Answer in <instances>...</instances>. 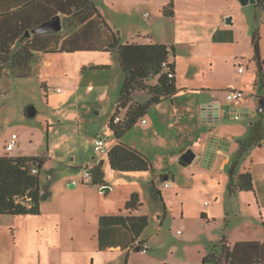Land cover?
<instances>
[{"label": "rangeland", "instance_id": "rangeland-1", "mask_svg": "<svg viewBox=\"0 0 264 264\" xmlns=\"http://www.w3.org/2000/svg\"><path fill=\"white\" fill-rule=\"evenodd\" d=\"M92 1L108 26L127 37L146 27L149 19L145 20L144 14L153 13L151 4L159 0ZM208 6L221 19L229 13L226 21L234 18L238 21L245 15L253 25V32L260 30L264 44L262 7L243 6L239 0H213ZM192 14L198 21L203 20L198 9ZM65 29L63 26L64 36L68 34ZM94 54L99 55L36 53L29 78H18L12 72L0 78V156L9 153L7 146L12 135L18 134L15 149L9 155L44 158L42 185H49L51 192L38 216L3 215L2 260L17 258L18 264L199 261L201 254L207 252V240L219 241L225 230L232 238L264 239V198L262 205L253 193L231 195L228 170L223 174L217 168L209 171L195 163L192 168L196 175L192 179L187 174L189 168L177 162L176 157L189 144V131L183 129L182 120L177 121L175 129L169 103L153 107L145 115L144 119L153 126L137 124L122 138L123 143L149 157L155 177L123 174L106 167L104 180L109 190L105 191L103 186L93 185L92 179L85 178V169L93 173L95 160L100 157L96 141L102 139L111 146L115 140L109 122L124 86L118 57ZM108 58L113 67L95 68L98 61L106 64ZM251 70L254 72L253 66ZM215 79L220 81L221 77ZM156 83L148 81L149 85ZM134 97L141 102L148 99L144 92H137ZM251 98L256 103L249 110L254 120L247 123H254V131H263L264 114L258 112L261 100ZM30 109H35L36 115L30 116ZM248 124L243 140L250 136ZM261 143L264 144V138ZM258 148L250 158L264 160V151ZM244 166L242 162L238 171ZM162 175L163 178L170 175V180L165 182ZM154 180L163 191V202L155 200L148 191ZM135 190L143 203L142 214L150 221L140 238L146 243L145 249L99 251L100 218L118 214ZM205 208L211 210L209 221L202 217Z\"/></svg>", "mask_w": 264, "mask_h": 264}, {"label": "trees", "instance_id": "trees-1", "mask_svg": "<svg viewBox=\"0 0 264 264\" xmlns=\"http://www.w3.org/2000/svg\"><path fill=\"white\" fill-rule=\"evenodd\" d=\"M264 9V0H258ZM7 2V3H5ZM0 11V78L5 73H17L18 78H29L32 61L36 53L73 54L77 52H117L120 67L124 73V86L114 115L109 122L117 144L111 147L107 157L113 171L120 173H153V164L141 152L122 142L126 132L136 126L140 119L156 105L172 99L179 90L176 86V64L170 61L171 49L160 43H120L119 36L108 26L92 0H8ZM9 6V7H7ZM15 9V10H13ZM165 17L175 15L174 0L164 8ZM63 15V30L59 33L26 34L52 19ZM261 34L256 29L252 36L254 62L257 66L259 86L264 87V59L261 51ZM172 75V76H171ZM149 80L156 84L149 85ZM137 92H144L148 99L135 100ZM261 115L264 111L259 109ZM123 119L115 123L117 117ZM252 138L240 140L239 151L229 168L231 182L229 193L253 192L255 188L250 170L237 173L241 161L252 146ZM44 158L20 156L9 153L0 156V214L13 216H38L42 203L51 197L49 185H42L41 172ZM34 168L39 169L34 174ZM49 173V180L52 179ZM238 175V176H237ZM101 166L96 165L92 173L93 185H107ZM151 196L163 202L162 190L153 182ZM139 193H133L125 210L133 213L142 209ZM147 215H104L100 218L98 249L106 252L120 248L145 249L140 241L149 226ZM251 246L259 243H237L233 248L223 239L220 245L211 247L202 264H264V244L258 257L250 260L255 253ZM255 250V249H254Z\"/></svg>", "mask_w": 264, "mask_h": 264}, {"label": "crops", "instance_id": "crops-1", "mask_svg": "<svg viewBox=\"0 0 264 264\" xmlns=\"http://www.w3.org/2000/svg\"><path fill=\"white\" fill-rule=\"evenodd\" d=\"M211 1L213 0H174L175 15L172 18H168L164 16L163 10L171 2V0H159L158 2H155V4H151L154 14L149 12L144 14V19H149L147 20L149 22H147V25L144 29H141L138 33L131 34L127 37H125V35L121 31L118 35L120 43L123 44H142L151 42L165 44L170 48H174V50L171 49L170 61L176 64V86L179 92L175 96H173L172 99L165 101L160 105L169 103V106L167 107H169L170 109L169 112L171 113L172 121H174V127L176 126L177 121L182 120L184 122L183 129L186 128L189 131V144H187L186 147L181 150V154L176 157L178 163L181 155L188 149H193L199 154V156H203L205 147L212 135L218 137L221 140H225L231 143L229 154L224 155L218 153L217 157L210 165V167H205L204 162L201 158H198L193 162V164L185 167L189 168V172H187V174H189L192 179H194L196 175V172L193 169L195 167H193L195 163H197L198 167H205L209 171L214 170L215 168H217L223 174L227 173V170L229 171V168L231 167L239 151L238 142L240 140H243L242 138L243 136H245L244 129L248 124L247 122L249 120H254L252 114H249V110L251 108H255L256 106L254 98L251 97L253 96L260 100L264 99V87L261 88L259 86L257 66L253 60V25L248 21L245 15H241L238 21H236L235 18L229 19L231 20V23L226 21L225 18L229 13L223 15L224 19L215 16L208 9V5L209 3H211ZM4 7L5 6L3 0H0L1 12ZM197 9L201 12L200 15L203 18L202 21H198L197 18H195L192 14V11ZM61 16L64 17L63 15ZM262 26V28L264 29V23L262 24ZM262 39L261 51L262 57L264 59V44L262 43ZM77 53L99 55L94 54L97 52ZM104 54L106 53H100V56H103ZM107 54H114L118 57V53L116 51ZM110 58H108L106 64H100V62L98 61V63L95 65V68L113 67L114 64H111L112 61L109 60ZM245 62L249 65H245ZM47 63L51 64L50 61H47ZM252 66L254 68V72H252L251 70ZM240 67L244 68V73H239L238 69ZM216 76L221 77V80L219 81L218 79H215ZM224 78H226V80ZM233 90L243 91V97L240 100L229 101L227 99L226 92ZM212 105H220L221 109L223 110H235L236 118L231 120L227 126L217 128L213 133H210V130L213 127L208 125L209 119H207V117L203 113V107L207 106V108H209ZM143 119L144 117L138 122V124L142 125V127L153 126H150V121H148L147 119H144L147 120V123L142 124ZM248 125L250 126L249 137L253 140L252 146L250 147L246 157L241 161V163H245L244 168L241 171H238L237 169V173L239 175L245 173L248 170L251 171L255 184L254 191L241 193H253L256 197L257 202L260 204L264 198V160L255 157L250 158V156H252V154L254 153L256 146H259V151H264V144L261 143L262 138H264V130L254 131V123L252 122ZM117 142L118 140L115 139L110 148L117 144ZM127 146H129V144ZM131 148L135 149L134 147ZM135 150L139 151L138 149ZM141 153L149 159V157L145 153ZM102 159H106L105 165L101 166L104 172L106 167H110L109 159L107 156L99 157L98 159H96L95 165H99V162ZM123 174H151L154 175V177L156 176V174L154 173V167L153 173ZM161 177L163 178V175ZM163 180L165 182H168L170 180V175H165ZM154 183L158 186L157 180H154ZM106 186H108V184L104 185L103 187ZM151 186L152 184L150 183L148 185V191H150ZM133 193L139 192H137L136 190L132 191L129 194L128 199L126 200V203L130 200ZM125 205L122 209H119L118 214L115 215H143L141 209L133 213L126 211ZM210 212L211 210L209 208L203 209V219L209 221ZM2 217L3 215L0 214V220ZM1 236L2 235L0 234V238ZM223 239L225 240V242H227L228 246L232 248L237 243H259L260 246H251V250L255 251V253L253 252L250 254V260H255L256 257H258L261 245L264 244L263 238H232L225 230L219 241H214L212 239L207 240V252L206 254H201L202 259L199 261L191 259L188 261L136 264H202L211 247L220 245ZM113 250L122 249L117 248L109 251ZM2 253L3 252L0 249V264H18L17 258H14V260L6 259V262H4V260H2Z\"/></svg>", "mask_w": 264, "mask_h": 264}, {"label": "water", "instance_id": "water-1", "mask_svg": "<svg viewBox=\"0 0 264 264\" xmlns=\"http://www.w3.org/2000/svg\"><path fill=\"white\" fill-rule=\"evenodd\" d=\"M240 3L243 6H247L249 4L258 5V0H239ZM229 23H231V20H228ZM63 30V21L62 16L57 15L54 16L49 21L45 22L41 26L34 29L32 32H28L26 35L29 37L31 33L33 34H47V33H59ZM118 35L120 32L117 33ZM260 110L264 111V99H261V106ZM203 113L209 119L208 125L212 126L213 128L210 130V133H213L214 130L220 127L227 126L229 122L233 119H235V110H223L221 109L220 105L217 106H210L207 108V106L203 107ZM30 116L36 115L35 109L29 110ZM231 143L221 140L218 137L212 135L211 138H209L208 144L205 147L203 156H199L197 152H195L193 149H188L185 153H183L180 157L179 164L183 167H187L198 158H201L204 162L205 167H210V165L213 163L215 158L217 157L218 153L221 154H229L230 152ZM106 163V159H102L99 162V166H104ZM109 190V188L104 187L103 191ZM137 251H141L140 248L137 249Z\"/></svg>", "mask_w": 264, "mask_h": 264}, {"label": "built area", "instance_id": "built-area-1", "mask_svg": "<svg viewBox=\"0 0 264 264\" xmlns=\"http://www.w3.org/2000/svg\"><path fill=\"white\" fill-rule=\"evenodd\" d=\"M238 70H239V73H244V68L243 67H240ZM226 93H227V99L229 101L240 100L243 97V95H244V92L241 91V90H233V91H229V92H226ZM122 119L123 118L121 116L117 117L116 120H115V123H120L122 121ZM146 123H147V120L143 119L142 120V124H146ZM18 137L19 136L16 133L12 135L11 141H10V143L7 146V151L9 153L12 152L15 149ZM110 149L111 148L107 144L106 141H104L102 139H99V140L96 141V151H97V153H98V155L100 157H106L107 154L109 153ZM33 173L34 174H38L39 173V169L34 168ZM85 178L86 179H92V172H91V170L89 168L85 169ZM165 187H169L168 183H165Z\"/></svg>", "mask_w": 264, "mask_h": 264}]
</instances>
